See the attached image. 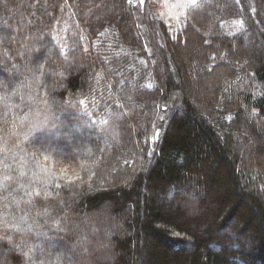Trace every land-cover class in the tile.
Wrapping results in <instances>:
<instances>
[{"label":"trees","instance_id":"obj_1","mask_svg":"<svg viewBox=\"0 0 264 264\" xmlns=\"http://www.w3.org/2000/svg\"><path fill=\"white\" fill-rule=\"evenodd\" d=\"M0 217V264H264V0H0Z\"/></svg>","mask_w":264,"mask_h":264},{"label":"rangeland","instance_id":"obj_2","mask_svg":"<svg viewBox=\"0 0 264 264\" xmlns=\"http://www.w3.org/2000/svg\"><path fill=\"white\" fill-rule=\"evenodd\" d=\"M159 15L167 22L176 20L188 6V0H153Z\"/></svg>","mask_w":264,"mask_h":264},{"label":"snow or ice","instance_id":"obj_3","mask_svg":"<svg viewBox=\"0 0 264 264\" xmlns=\"http://www.w3.org/2000/svg\"><path fill=\"white\" fill-rule=\"evenodd\" d=\"M141 3H143V0H141ZM188 6H189V8H195L196 7V0H188ZM80 103L82 104V103H84V101L81 100ZM37 131L40 132L42 136L44 135V130L43 129H37ZM156 136L157 137L159 136L158 132L156 133ZM5 167H8V166L5 165ZM20 175L23 176L24 173L21 172ZM62 178H64V177L62 176ZM5 179L6 180H11L12 177L6 176ZM67 179H68L69 183L72 182V178L71 177H67ZM77 179H79V177H77ZM57 187H59V185H57ZM34 194H35V196H40V191L37 190V191H35ZM28 195L31 196L32 193H28ZM32 202L33 201L31 199L27 201V203H29V204H31ZM21 222L24 223L25 225H27V219L25 217H21ZM3 223H5V221H4V219L2 217H0V224H3ZM12 227L16 228L18 230L20 229L19 223L12 225ZM27 230H29V231L31 230V225H27ZM16 247L19 248L20 245H16Z\"/></svg>","mask_w":264,"mask_h":264},{"label":"water","instance_id":"obj_4","mask_svg":"<svg viewBox=\"0 0 264 264\" xmlns=\"http://www.w3.org/2000/svg\"><path fill=\"white\" fill-rule=\"evenodd\" d=\"M145 2H146V0H143V3H141V5H142V9H144V7H145ZM157 132H158L159 135H160L161 130H158ZM156 138H159V136H158V137L156 136Z\"/></svg>","mask_w":264,"mask_h":264}]
</instances>
